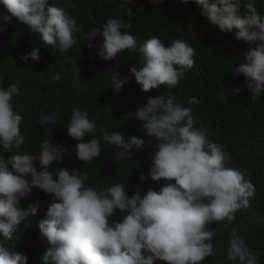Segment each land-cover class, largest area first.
I'll use <instances>...</instances> for the list:
<instances>
[{"label":"clouds","instance_id":"9594fccd","mask_svg":"<svg viewBox=\"0 0 264 264\" xmlns=\"http://www.w3.org/2000/svg\"><path fill=\"white\" fill-rule=\"evenodd\" d=\"M158 4V0H150ZM199 6V14L225 33H235L238 40L254 45L243 53L244 60L234 67V78L243 75L245 87L253 92L251 99L264 93V15L257 11L255 0H183ZM130 0L121 8L134 15ZM6 10L2 16L0 33L6 32L13 17L24 24L39 40L64 53L77 43L74 34L80 31L77 21L63 8L49 0H0ZM130 24L108 18L100 29L88 33L92 44L99 36V57L111 61L125 50L142 56L141 66L130 68L135 81L144 92L167 85L176 88L194 63L195 49L181 39L165 44L159 36L143 43L130 34ZM21 59L37 62L40 48L22 54ZM59 81V73L50 77ZM130 82L116 71L105 85L119 94ZM244 89L233 91L240 93ZM19 93L15 84L4 88L0 84V150L12 152L24 143L20 124L23 117L14 111L12 99ZM189 103H198L191 98ZM192 108L174 102L172 97L153 96L135 111L142 122L140 131L153 137L151 164L147 175L139 180L164 181L159 191L149 188L142 193L140 185L129 195L123 183L98 190L87 185L85 171L59 169L49 171L54 162L65 159L68 151L48 140L40 144L38 155L12 152L5 159L0 156V264H28V257L11 251L5 240L11 239L18 225L40 210L39 201L25 208L21 201L34 188L52 196L43 218L36 223L37 241L45 238L49 244L44 264H202L213 255L210 241L216 235L208 226L223 222L231 224L236 212L249 206L254 185L238 169L226 166L231 155L208 138L207 132L196 126ZM60 111L42 110L38 123L55 125ZM99 132L100 139L121 149L116 160L129 159L137 149H144L145 140L135 135L124 136L109 131L90 119L87 111L74 107L67 126V134L76 141V157L92 162L101 155L100 139H85ZM39 162L40 171L37 170ZM120 220H111L117 212ZM37 251V245L34 246ZM226 261L257 264V257L246 240L232 229L225 251Z\"/></svg>","mask_w":264,"mask_h":264},{"label":"trees","instance_id":"16d2710c","mask_svg":"<svg viewBox=\"0 0 264 264\" xmlns=\"http://www.w3.org/2000/svg\"><path fill=\"white\" fill-rule=\"evenodd\" d=\"M51 4L64 9L65 13L77 21L80 31L74 34L77 43L72 49L61 53L57 49L39 40L35 33L19 23L15 17L7 25L6 32L0 33V84L7 88L15 84L19 93L12 99L14 111L23 119L20 124L24 143L12 152L38 155L40 144L44 140L67 148L65 159L54 162L49 171L59 169L85 171L88 174L87 185L102 190L113 183H123L129 195L135 194L140 185L142 193L149 188L159 191L164 181L139 180L141 174L147 175L151 164V155L155 138L140 131L141 123L136 120L135 111L146 104L153 96L172 97L174 102L191 107V116L197 127L203 128L208 138L217 143L231 155L226 166L238 169L254 185V193L249 197V206L236 212V220L231 224L223 222L210 224L216 235L210 241L214 245L213 255L202 264H239L226 261L225 251L232 229H236L246 240L250 250L257 257V264H264V93L251 99L253 92L245 87L243 75L234 78V67L244 60L243 53L251 47L238 40L235 33H225L208 22L199 14V6L183 0H130L134 15L129 17L126 8L120 5L124 0H49ZM257 11L264 15V0H255ZM0 4V24L5 13ZM108 18H116L131 27V35L138 44L159 36L168 44L181 39L195 49L194 65L186 70L185 77L176 88L160 85L144 92L130 72L133 66H141L142 56L138 52L125 50L116 58L108 61L99 57L101 37L93 38L94 47L88 33L94 28L100 29ZM39 47L41 59L24 61L22 54ZM118 71L130 82L117 94L105 85ZM59 73L61 79L52 81L50 77ZM236 88H243L235 93ZM196 98L198 103H189ZM79 107L89 113L90 119L97 125L124 136L135 135L145 140L144 149H137L134 156L125 160H116L121 151L100 139L99 132L85 136L100 139L101 155L92 162H83L76 157V141L67 134L71 110ZM60 111L57 124L41 126L38 118L42 110ZM12 152L0 150L5 159ZM37 170L40 171L39 162ZM39 201L40 210L36 216H30L18 225L11 239L5 240V246L11 251L20 252L28 257V264H44V255L49 247L45 238L37 241L34 233L39 232L37 222L43 218L47 207L53 202L52 196L43 190L34 188L29 197L21 204ZM122 213L117 212L111 220H120ZM37 245V251L34 246ZM50 264L54 262L50 261ZM156 264L166 262L156 261Z\"/></svg>","mask_w":264,"mask_h":264}]
</instances>
